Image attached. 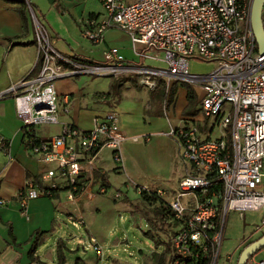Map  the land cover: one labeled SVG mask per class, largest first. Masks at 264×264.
Segmentation results:
<instances>
[{
	"label": "built area",
	"instance_id": "built-area-1",
	"mask_svg": "<svg viewBox=\"0 0 264 264\" xmlns=\"http://www.w3.org/2000/svg\"><path fill=\"white\" fill-rule=\"evenodd\" d=\"M100 2L105 18L98 28L85 30L84 37L100 43L105 30L116 26L130 35L135 51L144 59L164 64L129 63L117 48L105 54L107 61L115 63L110 65L66 56L50 44L45 27L32 11L40 70L0 93V99L14 93L26 149L43 165L39 179L28 180L18 193L22 213H27L30 199L59 194L57 206L81 229L85 224L83 204H95L97 195L107 192L105 185H99V152L109 148L114 161L123 164L122 145L127 136L113 111L97 119L91 129L67 123L50 140L40 139L38 126L58 122V78L128 72L149 89L156 88L161 78L196 83L204 91L199 110L205 124L198 127L192 118L169 130L178 139L190 169L170 189L151 184L137 189L142 196H155L160 204L162 214L156 216V223L157 229H166L168 234L170 264H219L230 211L239 210L243 218L245 210L264 208V55L251 25L252 0ZM138 45L143 49L138 50ZM188 56L213 61L215 66L205 74L191 73ZM216 124L221 134L214 137ZM7 146L8 139L0 136V147ZM61 191L63 198L59 197ZM115 196L122 197V192ZM263 229L264 219L256 227L262 231L260 236ZM89 239L102 262L103 245L96 236ZM234 251L239 258L242 246ZM233 255L229 253L227 259ZM246 264H264V247Z\"/></svg>",
	"mask_w": 264,
	"mask_h": 264
},
{
	"label": "crops",
	"instance_id": "crops-1",
	"mask_svg": "<svg viewBox=\"0 0 264 264\" xmlns=\"http://www.w3.org/2000/svg\"><path fill=\"white\" fill-rule=\"evenodd\" d=\"M27 1L30 4L25 9V24L18 10L21 3L0 0V93L10 89L22 78L36 75L40 70V48L33 13L45 27L50 44L66 56L84 62L110 65L115 63L107 61L105 54L110 48H117L127 62L147 63V59L135 51L130 35L116 26L105 30L100 43L84 37L85 30L98 28L105 18L100 0ZM142 49L138 45V50ZM114 76L77 74L58 78L56 87L59 112L55 135L67 123H74L85 130L91 129L97 119L113 111L127 139L122 147V165L114 161L109 148H103L98 154V175L99 178L100 175L107 178V191L111 186L109 172L113 170L125 176L121 181L127 184L128 190L133 184L137 190L140 183L156 187L175 185L187 173L190 165L181 156L178 139L169 134L171 128L183 125L186 120H182L180 114L179 123L172 124L169 120L170 109L176 107L180 99L179 91L182 92V107L179 110L187 107L188 97L194 96L196 87L173 78L146 91L144 86L132 85L127 81L123 85L124 81ZM96 77L111 80L103 83L101 80L95 81ZM198 88L203 97L201 85ZM65 106L68 107L67 112ZM186 111V108L183 109L182 115ZM192 117L187 115V120ZM37 131L40 139H51L45 131ZM0 136L8 139V146L0 147V200H4L0 203V264H62L58 252V241L62 238L50 244L49 249L42 250V246L60 225L58 211L63 210L57 206L56 196L59 194L55 197L42 195L30 199L26 214L22 213L18 200V193L26 182L39 179L43 165L38 157L32 156L26 149L23 121L17 113L13 92L0 99ZM99 182V185L102 184V181ZM62 195L59 197L63 198ZM83 209L84 229L89 236H96L104 247L103 242L118 224L119 212L116 206L107 198H102L99 205L84 203ZM155 227L157 229V223ZM37 235L39 245L35 252L36 260H32L30 251ZM97 261L98 264L104 263V260ZM64 264H68V258ZM72 264L88 263L78 257Z\"/></svg>",
	"mask_w": 264,
	"mask_h": 264
},
{
	"label": "rangeland",
	"instance_id": "rangeland-1",
	"mask_svg": "<svg viewBox=\"0 0 264 264\" xmlns=\"http://www.w3.org/2000/svg\"><path fill=\"white\" fill-rule=\"evenodd\" d=\"M161 57H164V55ZM188 58L191 63V65H189V71L208 73L213 70L215 66L213 61L203 60L197 56H188ZM146 61L147 64L155 66L164 64L159 60L147 59ZM113 75H115V78L124 81L123 85L127 81L132 85L139 87L143 86L139 82V77L134 73L117 72ZM101 79V77H96L95 81ZM110 80L111 79H103L101 81L103 83H108ZM165 80V78H161L159 83L165 84ZM190 84L196 88L194 89V96L188 97V106L185 107L187 109L186 113L182 115L183 109L185 108H182L181 111L179 110L182 107V104L180 103L182 92L179 91L180 99L177 101L176 107H171L169 120L172 124L177 125L180 121V114L183 117L182 120H187V115H193L194 117L192 118L195 119L196 125L201 127L205 124L201 110H199L202 101L201 91L198 88V84ZM143 88H145L146 91L148 90L147 87ZM57 128L58 126L55 123H44L38 126L37 129H40V132L41 130L43 132L45 131L48 137L52 138L55 136ZM219 134H221V127L219 124H216L212 136L215 137ZM124 177V175L115 173L114 170L110 171L109 180L111 186L106 193H99L95 200V204L99 205L102 198H107L111 204L116 206L119 212L117 226H115L103 242V264H170L171 256L166 250L168 242L166 229H155V221L157 220L156 205L151 203V198H144L142 195L138 194V189H135L136 185H132L131 183V189L128 190L127 184L124 181H121L125 179ZM177 183L175 185H177ZM141 185L144 184L140 183V186ZM161 186L170 189L174 185L170 186L163 184ZM117 191H122L124 194L119 199H116L114 196ZM62 193L64 195V192ZM58 217L61 218L60 225L50 240L42 246V250L45 251L49 249L50 244L54 243L58 238H62L65 241L64 251L67 256L66 258H68V264H72V262L76 261L78 257L84 258L88 264H98L97 260H99V257L91 248L90 236L84 227L81 229L76 228L68 221V215L66 212H61L59 210ZM263 219L264 208L262 210H245L243 218H241L239 210L230 211L224 231L222 254L219 264L238 263V254L235 253L234 250L241 246L243 250V248L248 245L249 240L256 239L262 234V231H256V227L257 225L262 224ZM148 226H151V228ZM229 253H234L233 258L230 261L227 259ZM262 255L263 254L260 253L257 257L259 258Z\"/></svg>",
	"mask_w": 264,
	"mask_h": 264
},
{
	"label": "water",
	"instance_id": "water-1",
	"mask_svg": "<svg viewBox=\"0 0 264 264\" xmlns=\"http://www.w3.org/2000/svg\"><path fill=\"white\" fill-rule=\"evenodd\" d=\"M250 20L258 44V50L264 55V0H252ZM262 247H264V234L243 248L237 264H246L248 258Z\"/></svg>",
	"mask_w": 264,
	"mask_h": 264
},
{
	"label": "trees",
	"instance_id": "trees-1",
	"mask_svg": "<svg viewBox=\"0 0 264 264\" xmlns=\"http://www.w3.org/2000/svg\"><path fill=\"white\" fill-rule=\"evenodd\" d=\"M8 1L21 3V7L18 8V10L22 14V16L24 18V23L26 24L27 20H26V15H25V9L27 8V5H28L29 2L27 0H8ZM24 142L25 143L27 142V140L25 138H24ZM100 177L101 178H98V180L102 181L103 185L108 186L107 178L105 177V175H100ZM143 197L144 198H151V203L156 205L157 215L162 214L161 208H160V204L158 205V203H156L158 201H157V198L155 196H147V197L143 196ZM37 237H38V235L36 236V239H35V241H34V243L32 245L31 251H30V257H31L32 260H36L35 252H36V249H37V247L39 245V241H38ZM64 249H65V242L60 239L58 241V252L60 254V258H61V263L62 264H64L67 261Z\"/></svg>",
	"mask_w": 264,
	"mask_h": 264
}]
</instances>
